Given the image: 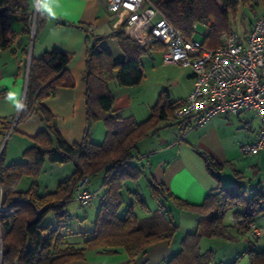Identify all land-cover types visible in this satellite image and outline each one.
Returning <instances> with one entry per match:
<instances>
[{"label":"trees","instance_id":"trees-1","mask_svg":"<svg viewBox=\"0 0 264 264\" xmlns=\"http://www.w3.org/2000/svg\"><path fill=\"white\" fill-rule=\"evenodd\" d=\"M169 22L184 36L192 37L193 24L214 22L205 32L203 46L214 48L219 44V34L232 31L229 14H235L239 2L249 5L264 0H149ZM32 0H0V50L10 48L17 37L11 21L20 24V33L30 35L34 10ZM41 12L37 10L36 31L41 23ZM252 23V22H251ZM84 25V24H83ZM251 25V24H250ZM123 23L110 35L87 36L85 102L87 130L80 142L68 143L56 129L55 117L42 103L53 96L56 88L72 86L73 80L67 73L70 55L62 50L51 49L39 57H31L23 102L27 108L17 117L21 120L29 114H36L44 124V129L33 137V145L25 148L24 161L0 165V264H63L72 259L83 258L86 251H109L122 247L129 256L127 264H135L147 248L154 242L170 239L175 226L163 211L162 200L183 209L196 212L199 220L194 231L186 233L178 252L166 264H213L211 248H201L203 238H231L223 220L224 214L238 207L234 213L233 226L241 225L248 230L256 216L264 213V186L248 187L240 180L230 185H219L218 189L206 194L200 204H191L175 197L161 182L148 179L150 196L156 209L140 218L135 206L148 211L147 202L137 190L129 187L130 181L138 182L141 169L132 163L133 151L143 138L155 133L164 121L181 123L174 118V110L183 101L171 99L166 92L158 95L148 118L137 121L132 115L122 117L113 109V94L108 83L115 80L118 85L134 86L141 82V55L148 50L141 49L122 30ZM115 39L122 54L113 57L104 39ZM190 118V117H189ZM100 120L105 134L100 142L92 141L88 127ZM187 125L183 126L186 129ZM10 123L2 131L8 130ZM0 152V158H1ZM207 166L222 169L210 155L199 152ZM45 162L63 164L71 162L72 172L57 182L53 190L40 192L38 176ZM103 173L101 195L98 194V212L93 227L72 231V219L66 209L69 201H74L75 188L84 175ZM217 179L218 177L213 174ZM23 176H29L26 189L18 188ZM129 185V186H128ZM125 193L131 194L133 201L125 205ZM126 206V207H125ZM51 215L49 218L48 215ZM48 217V219H47ZM239 229V228H238ZM79 233L83 240L70 243L67 237ZM246 256L248 264H264V249L255 250L251 246L229 264H237Z\"/></svg>","mask_w":264,"mask_h":264},{"label":"crops","instance_id":"crops-1","mask_svg":"<svg viewBox=\"0 0 264 264\" xmlns=\"http://www.w3.org/2000/svg\"><path fill=\"white\" fill-rule=\"evenodd\" d=\"M54 11L55 19H50L41 12L40 26L37 31L35 28L33 34L30 31V35L21 34L20 24L11 21V26L17 33V37L10 48L0 50V147L2 146L0 165L3 167L12 162L24 161L25 148L33 145V137L45 127L36 114H29L18 120L20 112L17 113L5 99V94L8 91L15 90L24 100L31 57L37 58L51 49L62 50L70 55L66 69L73 80V85L57 87L54 95L43 99L42 103L54 115L56 129L66 142H80L87 130L85 83L83 80L86 69L87 36L94 38L110 35L118 28L120 21L114 13L108 11L105 0H55ZM110 40L115 43L112 48L109 46ZM104 43L113 57L121 56L122 52L115 39L107 37L104 39ZM148 51H159L162 60L160 45H155ZM182 68L188 69L187 77L189 79L184 94L174 98L181 101L189 94L193 81L191 70ZM108 86L114 97L113 109L117 111L118 115L126 117L131 112V115L137 120L134 113L135 105L131 99L133 88L118 85L115 80H111ZM136 108L138 109L137 106ZM8 122L10 128L2 131ZM248 122L249 119L242 113L239 115H216L204 126H195L194 117L181 123L164 121L162 122L164 129L137 143L131 161L141 169L140 179L144 177V187L147 186L149 178L154 179L163 183L175 197L195 205L200 204L206 194L217 190L220 184L230 185L236 180H240L243 184L246 182L248 187L264 186V182L260 179L261 176L264 177L262 174L264 173V149L257 153H260L258 162L247 167L237 163L243 154L241 152L242 144L252 143L258 134L259 126L253 132L254 127ZM185 125L187 127L183 129ZM243 129L251 131V134ZM88 134L92 141H102L105 134L103 122L100 120L93 122L88 127ZM199 152L210 155L217 164L222 165V169L211 170ZM55 170L54 168H41L38 176L40 192L53 190L57 182L62 180L57 179L55 175L53 177ZM228 171L233 178L229 176ZM223 173L227 175V180H233L230 181V184L224 183ZM25 177H28V184L26 182L22 184ZM102 178V172L88 175L87 187L99 193L103 189ZM29 182L30 177L23 176L18 183V188L26 189ZM130 188L131 192L132 190L136 191V182H131ZM125 197L128 202L133 201L131 194L125 193ZM162 201L165 215L175 226L174 234L170 239L152 243L135 264H166L168 259L179 251L183 236L194 231L197 226L199 215L196 212L183 209L172 204L169 200ZM147 206L149 212L140 208L141 214L135 206V212L140 218L148 216L151 211L156 209V203H147ZM96 209L98 210V198L97 204L94 206V210ZM87 212L88 210L86 214ZM255 226L259 228L258 225L255 224ZM237 232L239 233L241 230H237ZM215 239L220 238H203L201 243L203 240ZM67 240L70 243L78 244L83 240V236L74 233L69 235ZM205 247L210 248L208 244H204L203 247L201 245L202 249ZM128 261L127 252L122 247H117L109 251L89 250L85 252L83 258L72 259L63 264H127ZM237 264H248L247 257H241Z\"/></svg>","mask_w":264,"mask_h":264},{"label":"built area","instance_id":"built-area-1","mask_svg":"<svg viewBox=\"0 0 264 264\" xmlns=\"http://www.w3.org/2000/svg\"><path fill=\"white\" fill-rule=\"evenodd\" d=\"M105 2L108 11L123 23V32L141 49L160 45L163 63L191 70L192 88L175 108L176 120L194 117L195 126H204L219 114L253 112L260 120L258 134L252 143L242 144L241 152L252 155L264 149V13L253 19L244 36L225 31L219 34V44L208 48L194 37H184L149 0ZM33 13L32 34L37 10ZM204 26L207 31L209 24ZM87 180L84 175L73 194L80 205L98 197V191L87 187ZM256 229L253 225L252 230Z\"/></svg>","mask_w":264,"mask_h":264},{"label":"rangeland","instance_id":"rangeland-1","mask_svg":"<svg viewBox=\"0 0 264 264\" xmlns=\"http://www.w3.org/2000/svg\"><path fill=\"white\" fill-rule=\"evenodd\" d=\"M217 3L218 5L221 6V2L219 0H217ZM236 8L237 10L235 14H229L228 23L233 31L237 32L241 36H244L247 33L253 19L256 16L264 13V2L255 3L252 6V8L247 4H243L242 2H239ZM33 19L34 18H32V21ZM214 20L215 19L212 17L207 22L195 23L192 37L202 41L206 31L204 24L205 25L209 24L210 26L213 24ZM13 24H17V23H13ZM109 43H110L109 44L110 48L115 46L113 40H110ZM141 61H142L143 78L138 85L131 86L134 90L132 92L131 99L133 101V105H135L134 113L138 121L148 118V116L152 112V106L156 103L158 99V95L161 92L168 93L169 97L173 99L176 97H180L182 94H184L185 90L188 87V79H189L187 77L188 69H184L174 64L162 63L161 54L159 51H151V52L148 51L146 53H143L141 55ZM136 106L138 107V109L136 108ZM129 115H131V112H129ZM242 115L243 116L246 115V117L249 119L248 123L254 127L252 131L255 132L257 127L260 126L259 118L255 116L253 112L242 113ZM159 126L160 128L158 129V131L164 129L162 122L159 124ZM243 130L251 134V131H248L247 129H243ZM259 154L257 153L252 155L241 154L242 157L240 156L241 158L239 159V161H237V163H239L244 167L252 165L260 160ZM53 166H59V167L56 168ZM42 167L44 169L47 168H54V170L57 169L54 171L53 177L55 175V177H57V179L59 180L63 179L64 177H67L72 172L73 169L71 162L63 163V164H51L45 162ZM228 174L229 176H231V173L229 171ZM247 174H249V172H247ZM222 176L223 179H225L224 182L225 184H230L231 183L230 181H233L232 179L227 180L228 177H226L227 175L225 173H223ZM41 178L44 180L43 177ZM231 178L233 177L231 176ZM262 178L264 177L262 176L260 177L261 181L264 182ZM88 180L86 182V185L88 183ZM143 180L144 177H142V179H139L138 182H136L137 190L141 193L142 197L146 200L147 203L149 204H151V202L155 203V200H153L152 197L150 196L149 193L150 188L148 186L144 187ZM25 182L28 184V177L27 178L25 177L23 179L22 184H25ZM130 184L131 183H129V185ZM102 191L101 190L99 191L98 193L99 196L101 195ZM97 198L93 199L92 200L93 202L91 201L92 203L91 205L90 203L87 205H80L76 201H72V200L68 202L66 209L70 212L72 216V219L69 223L70 229L72 231H78L79 229L86 230L93 227V221L98 212L97 209L94 210V206L97 204ZM127 202L128 201L126 200L125 197V202H124L125 205H127ZM136 206H137L136 207L137 211L140 213L141 207L138 205ZM87 210L88 212L86 214ZM238 210L241 209L238 207L229 209L224 214L223 217L224 222L230 225V227H227L228 231L227 232L225 231V234L229 233L231 238L222 237L220 239H215L211 241L203 240L201 243L202 247L204 244L205 245L208 244L211 250H213L214 253V258L212 260V262H214L213 264H229L236 258V255L243 254L244 251L247 250L249 246H251L255 250L264 249V213H261L260 215L256 216L254 220V223L259 226V228L257 227L256 229L257 232H256L255 230H252V226L255 224L251 225L248 230H243L241 228V225H238V227L233 226L234 213ZM48 217L50 218L51 215L49 214ZM237 230L238 231L241 230V232L238 233Z\"/></svg>","mask_w":264,"mask_h":264},{"label":"clouds","instance_id":"clouds-1","mask_svg":"<svg viewBox=\"0 0 264 264\" xmlns=\"http://www.w3.org/2000/svg\"><path fill=\"white\" fill-rule=\"evenodd\" d=\"M55 0H32V6L44 13L48 18L55 19L54 11ZM5 99L9 102L17 113L25 110L27 105L23 102L20 94L15 90H10L5 94Z\"/></svg>","mask_w":264,"mask_h":264}]
</instances>
